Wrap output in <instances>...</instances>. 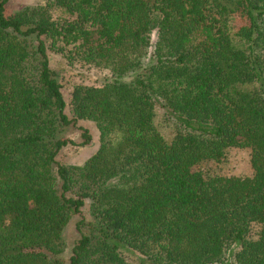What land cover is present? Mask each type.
I'll return each instance as SVG.
<instances>
[{
	"label": "trees",
	"instance_id": "1",
	"mask_svg": "<svg viewBox=\"0 0 264 264\" xmlns=\"http://www.w3.org/2000/svg\"><path fill=\"white\" fill-rule=\"evenodd\" d=\"M7 2L0 264H264V0ZM49 54L102 77L71 80L66 101ZM81 120L97 149L60 165ZM237 148L250 177L195 170Z\"/></svg>",
	"mask_w": 264,
	"mask_h": 264
},
{
	"label": "rangeland",
	"instance_id": "2",
	"mask_svg": "<svg viewBox=\"0 0 264 264\" xmlns=\"http://www.w3.org/2000/svg\"><path fill=\"white\" fill-rule=\"evenodd\" d=\"M42 2V0H8L4 10L5 14H12L25 6L35 5ZM154 34H152V40ZM49 63L54 72L58 75V81L62 85V93L64 99L67 101L69 83L71 80L81 81L88 83L95 78H101L102 74L95 72H84L77 68L67 67L62 59L57 55L49 54ZM77 128L85 129L89 136L90 141L85 146H76L80 140V131ZM63 139L71 141L75 145H66L61 148L56 155V162L64 166H80L87 158H89L97 149V132L92 122L81 120L78 121L76 126L68 128L62 135ZM195 170L207 172L209 175L223 176V177H250L251 169L248 163V149L237 148L232 149L227 158L220 162H207L198 165ZM87 200L83 201V206L80 209V215H74L67 222L62 230L61 237L64 244V250L60 255L66 263L70 256V249L74 241L78 238V233L75 230L76 223L82 218L85 222L90 220L88 212ZM84 232L85 230L82 229Z\"/></svg>",
	"mask_w": 264,
	"mask_h": 264
}]
</instances>
